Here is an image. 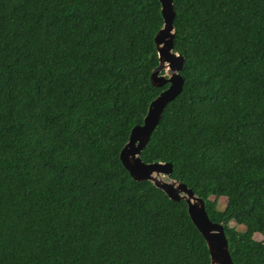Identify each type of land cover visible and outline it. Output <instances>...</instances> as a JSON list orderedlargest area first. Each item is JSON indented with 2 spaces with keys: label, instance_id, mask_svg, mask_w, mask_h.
Wrapping results in <instances>:
<instances>
[{
  "label": "trees",
  "instance_id": "obj_1",
  "mask_svg": "<svg viewBox=\"0 0 264 264\" xmlns=\"http://www.w3.org/2000/svg\"><path fill=\"white\" fill-rule=\"evenodd\" d=\"M172 5L181 89L140 160L203 201L232 264H264V0ZM161 26L157 0H0V264H210L186 203L119 160L167 87Z\"/></svg>",
  "mask_w": 264,
  "mask_h": 264
},
{
  "label": "water",
  "instance_id": "obj_2",
  "mask_svg": "<svg viewBox=\"0 0 264 264\" xmlns=\"http://www.w3.org/2000/svg\"><path fill=\"white\" fill-rule=\"evenodd\" d=\"M157 1L160 4L162 26L153 39L158 66L152 71L150 82L154 87H167L149 103L142 124L131 129L127 142L119 152V160L133 180L149 181L170 200L182 199L186 203L189 218L205 241L210 264H232L222 226L209 220L203 201L183 183L170 179L169 163L146 164L139 157L140 151L159 122L162 110L179 93L182 84L178 74L183 62L182 57L174 53L172 47V0Z\"/></svg>",
  "mask_w": 264,
  "mask_h": 264
},
{
  "label": "rangeland",
  "instance_id": "obj_3",
  "mask_svg": "<svg viewBox=\"0 0 264 264\" xmlns=\"http://www.w3.org/2000/svg\"><path fill=\"white\" fill-rule=\"evenodd\" d=\"M218 203H219L220 205L224 204V203H225L224 198H220V199L218 200ZM239 229H241V228L239 227Z\"/></svg>",
  "mask_w": 264,
  "mask_h": 264
}]
</instances>
